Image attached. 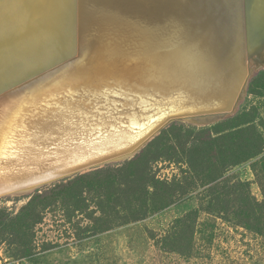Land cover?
Wrapping results in <instances>:
<instances>
[{
    "label": "water",
    "instance_id": "water-1",
    "mask_svg": "<svg viewBox=\"0 0 264 264\" xmlns=\"http://www.w3.org/2000/svg\"><path fill=\"white\" fill-rule=\"evenodd\" d=\"M89 13L110 17L113 21L108 35L121 36L119 38L129 44H112L113 37L100 35V31H95L97 25L88 21ZM188 27L200 32L203 40L210 38L216 44L211 49L213 52H204L206 67L216 69L214 76L207 74L210 82L204 81L202 71L206 68L197 59L189 60L176 73L166 71L165 66L162 69L161 62L158 71L148 68L153 60L158 62L168 57L169 44L180 47L178 41L186 38L184 34ZM141 34L143 37L149 36L146 47L134 44ZM214 35L216 40L212 38ZM190 43L195 44V41ZM218 45L224 46L218 49ZM116 46L120 49H114ZM123 61L129 64L125 79L130 82L125 84V79L121 80L123 90L96 96L81 94L83 90L81 93L76 91L77 88L91 86L95 82L93 80L105 74L108 68L114 69ZM163 63L166 64V61ZM263 67L264 0H116L115 4L109 0H0V104L5 102L7 107L13 105L16 114H22L45 97V102L38 104L41 111L44 110L49 117L60 118L62 122L59 124L63 128L72 127V136L64 142L70 141L76 148L81 147L83 142L97 143L98 132L103 130L109 133L113 127L126 129L125 121L135 114L140 116V121L153 118L148 128L125 146L107 155H92L76 164L44 171L25 183L0 191V196H9L13 192L11 189L17 187L14 190L22 189L25 191L22 194H25L40 186L98 169L104 164L125 160L175 121L192 119L205 125L217 123L236 111L253 72ZM145 69L148 73L156 72L153 76L159 83L165 79L160 75L162 71L169 78L172 74H181L183 78L180 80L184 83L192 82L191 78L202 79L204 86L208 87L206 90H185L191 85L187 83L181 90L187 96H192L194 104L198 100L204 102L207 98L213 99L209 90L215 87L225 91L224 86L231 82L232 76H235L233 82L238 78L240 80L225 105L219 106L212 101L210 110L169 111L165 107L155 112L151 109L152 102L154 99L164 102L166 99L161 95L166 93L159 91L160 85L143 86L145 74L142 79L135 77L133 82L128 76L136 75L139 70L145 72ZM234 69H240L238 77ZM184 70H187L186 74ZM174 77L170 80H176L175 83L180 81ZM215 80L218 85H212ZM95 85L102 88L101 83ZM35 95L37 97L33 98ZM82 95H85L84 99H81ZM110 102L112 107H108ZM78 111L81 112L78 114ZM160 113L164 114L154 121ZM3 132L0 131V154H3ZM57 143L53 145L58 146Z\"/></svg>",
    "mask_w": 264,
    "mask_h": 264
},
{
    "label": "rangeland",
    "instance_id": "rangeland-1",
    "mask_svg": "<svg viewBox=\"0 0 264 264\" xmlns=\"http://www.w3.org/2000/svg\"><path fill=\"white\" fill-rule=\"evenodd\" d=\"M260 73L264 67L253 72L231 116L209 125L175 121L129 158L99 167L121 169L111 188L52 196L56 185L76 174L25 194L1 196L0 264H264V237L245 227L263 223L261 208L249 218L230 222L217 208L207 210L220 206L211 202L220 195L206 190L215 173L208 172L210 161L200 156L190 161L198 156L190 153L192 145L199 151L206 146L199 142L239 122L250 121L264 140V93L250 91ZM256 160L228 169L222 179L227 187L236 180L248 182L261 204L264 195L251 167ZM260 178L263 184L264 173ZM36 195L46 196L43 204L26 212L23 208ZM193 210L199 211L195 224L176 228V221Z\"/></svg>",
    "mask_w": 264,
    "mask_h": 264
},
{
    "label": "bare ground",
    "instance_id": "bare-ground-1",
    "mask_svg": "<svg viewBox=\"0 0 264 264\" xmlns=\"http://www.w3.org/2000/svg\"><path fill=\"white\" fill-rule=\"evenodd\" d=\"M109 1L112 4L116 3V0ZM170 1L174 2V0ZM88 15H90L87 16L88 21H93L92 24L97 25V30L95 31H100V35H107V37L109 38L113 37V39H111L112 44H129L127 43V41H122L119 38L121 36L118 37L116 34H113L112 37H110L108 35L110 24L113 21L110 17L103 14H97L98 16H96L89 13ZM111 26H113V24ZM114 36L117 38H114ZM184 36L186 38H182L180 41H178V45H180L179 48L173 47V44H169V52H166V55L168 57H163L158 62L156 60H153V64L148 68L151 70L157 69L158 71L159 65L162 64V69L166 68V71L176 73V70L179 67H183L186 63L190 62L189 60L195 61V59H197L199 60V62H201V64H203V68H206L202 71L204 81L210 82V77H208L209 75L207 74L212 73V76H214L216 69L212 66H209L208 68L206 67L207 65H205L204 62L206 61L204 60V52L210 51L211 53V49L216 44H213L210 38H206L205 40H203L200 32H198L197 30L194 31L192 27H188V30L185 32ZM212 38L215 40L217 39L215 35L212 36ZM194 41L195 44L190 43ZM148 42L149 36L143 37L141 34L138 42L134 44H136V46L146 47ZM159 46H166V44H159ZM223 46L224 45H218L217 48L219 49V47ZM114 49L119 50L120 47L116 46V48ZM218 59L219 61H221L220 58ZM214 60L216 59L214 58ZM164 61H166V64L163 63ZM160 62L161 64H159ZM128 65L129 64H125L123 61L122 63L118 64L117 67L115 65L114 69L110 67L105 71V74L101 75L98 79L93 80L95 82H93L91 86H87L85 88H77L78 90L76 91L81 93V91L83 90V93L81 94L91 96L103 94L104 92H106L107 94H113L116 93V91H121L124 89L123 81L121 80L125 79ZM233 67L234 66L232 65L230 69L231 71ZM234 70H236V76L238 77V75L240 74V69ZM146 71V69L145 72L139 70L136 75L128 76L130 78V81L133 82L135 77H137L138 79H142L144 77L143 75L145 74L144 79H142L144 83L142 84L143 86L149 84L160 85L159 91H161L162 93H166L161 95V97L166 100H164L163 102L161 100L154 99L151 109H154L155 112H159L162 108L165 107L166 109H169V111L181 109V111L186 110L190 112H198L199 110H203L205 108H209L208 110H210L213 107L212 105H210V102L212 101H216V103L213 104H219V106H222L223 104L225 105V103L227 104V101L231 99V96H233V92H235L237 82H239L240 80L238 78L236 82H233L235 81V76H232L230 80L231 82L224 86L228 90L225 89V91H222L219 87H215L214 89L209 90L213 95V99L207 98L206 100H204V102L203 100H198L194 104L192 96H187V93L181 92V90L184 89L185 83L191 84L188 85V88H185V90L191 91L194 88H198L200 90L203 88L206 90L208 87L206 85L204 86V82L202 79L194 80L191 78L192 82L184 83L182 79L180 80V78H183L181 74L174 75L171 73L172 76L171 78H169L168 76L164 75L162 71L160 75L165 79L163 80V83L160 82V84L154 79L153 74H156V72L148 73ZM186 71L187 70H184L183 72L186 74ZM116 72L119 73L116 74ZM123 72H125L124 77ZM197 73L198 72H196V75ZM173 75L178 76L176 78ZM173 77L179 79L180 81L175 83L176 80L175 82L173 80H170ZM97 83L102 84L101 89H99V87L95 85ZM124 83L126 84L130 82L125 79ZM218 84L219 83L217 80L212 81V85ZM220 94H222V96ZM84 96L82 95L81 99H84ZM36 97L37 95H35L33 98ZM45 100V97L40 98L38 100V103L36 102L32 106V109L30 111L28 110L29 112H22V114L21 112L16 114L13 105H11V107H7L5 106V102H2L0 104V131H4L1 146V151L3 154H0V191H3L8 187H13L25 183L32 177L40 176L44 171H52L68 164H76L77 162L83 161L91 157L92 155H107V153L117 150L125 146L129 142L136 140L138 134L148 128L150 121L153 120V118H148L145 121H140V116L135 114L131 119H127L125 121L126 129H118L113 127L109 133H106V131L103 130L102 132H98L96 138H99V140L97 141V143L83 142L81 147L76 148L74 145H71L72 142H64L72 136V127L66 126L63 128L62 125L59 124L60 122H62L60 118L49 117L48 114H45L43 112L44 110L41 111L42 108L38 104H43ZM58 102H60V100ZM126 104L129 105L130 103L126 102ZM45 105L46 104H44V106ZM112 106L113 104L110 102L108 107ZM80 112L81 111H78V114ZM161 114L164 113H160L157 117H155L154 121L159 119ZM188 120L192 119H186L185 121ZM56 142H58V146H54L55 144L53 145V143ZM17 188L11 189L13 192H11L10 194L25 192L21 191L22 189L17 191L14 190ZM28 190L30 189L28 188Z\"/></svg>",
    "mask_w": 264,
    "mask_h": 264
},
{
    "label": "trees",
    "instance_id": "trees-1",
    "mask_svg": "<svg viewBox=\"0 0 264 264\" xmlns=\"http://www.w3.org/2000/svg\"><path fill=\"white\" fill-rule=\"evenodd\" d=\"M252 85L256 89H251L250 91H252V93H264V73H260L253 80ZM228 130L226 133L219 134L213 139L209 137L210 139L208 138L206 140L207 143H205V140L199 142L206 145L199 151H196V143L192 145L190 153H193L194 155L198 154V156L196 158H190V161H194V159L197 160L199 156L201 160L203 158L208 162L210 161V165L207 168L208 172L210 174H215L213 177L209 178L208 188L206 190L209 191L212 189V193H214L213 195H220L219 198L212 196L213 198L211 200L212 203L215 202L216 204H220V206H208L206 209L210 211L211 209L217 208L219 212L228 215L225 218L226 221L230 222V218L237 221L241 217L249 218L253 216L254 210L258 207L261 208V211L264 214V199L260 204L253 198L249 190L248 182L236 180L230 183L229 187H227L228 185L223 183L224 179H222L228 169L257 158V160L251 164V167L254 171L256 183H258L262 194L264 195V183L262 184L260 180V174L264 173V140L260 135H256V129L250 121L239 122ZM209 142L212 144L211 146H208ZM212 168L215 169L212 170ZM123 171L125 170L122 169V172ZM193 171H196V168H193ZM120 172L121 169L119 168L97 169L89 173L78 175L65 183L56 185L50 193L53 192L52 196L58 194H66L67 196L72 195L81 189L92 190L96 187L99 189L111 188V184H113L112 179L116 178ZM202 174H205V171H202L201 175ZM206 177L208 178L207 175ZM45 197L41 195L33 196L28 205L23 209L26 212L28 210H33L34 206L43 204ZM225 201L232 205L221 206V204H223L222 202ZM117 208L120 209L121 207L117 206ZM141 210L146 212V206ZM198 214V210L188 212L183 218L176 221L175 227H178L179 229L191 227L194 223L192 220H196ZM245 227L247 230L258 233V235L264 237V219L263 223L258 227Z\"/></svg>",
    "mask_w": 264,
    "mask_h": 264
}]
</instances>
